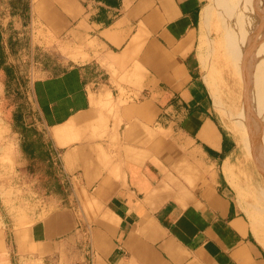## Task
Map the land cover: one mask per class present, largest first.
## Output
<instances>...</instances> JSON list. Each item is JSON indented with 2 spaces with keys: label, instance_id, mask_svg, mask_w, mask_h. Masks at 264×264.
I'll return each mask as SVG.
<instances>
[{
  "label": "crops",
  "instance_id": "obj_1",
  "mask_svg": "<svg viewBox=\"0 0 264 264\" xmlns=\"http://www.w3.org/2000/svg\"><path fill=\"white\" fill-rule=\"evenodd\" d=\"M25 1L30 119L65 196L7 201L0 264H264L206 77L210 0Z\"/></svg>",
  "mask_w": 264,
  "mask_h": 264
},
{
  "label": "rangeland",
  "instance_id": "obj_2",
  "mask_svg": "<svg viewBox=\"0 0 264 264\" xmlns=\"http://www.w3.org/2000/svg\"><path fill=\"white\" fill-rule=\"evenodd\" d=\"M231 2L232 0H210L206 8V26L211 19V38L215 48L214 69L211 70L208 65L206 77L218 110L240 140V151L235 157V164L238 166L236 174L239 178H235V183L238 185L242 204L264 243V61H259L263 65L256 70L259 62H256L257 59L253 60L254 54L249 53L253 51L249 49L245 53L243 45L239 48L241 42H238L239 35H236L233 18L234 12L236 16L238 12ZM28 12L25 0H0V31L6 48L7 64L18 75L25 77V81L19 85L21 95L16 81L11 80L7 84L8 77L0 68V135L7 133L6 131H10L11 135L9 140L0 141V214L6 219L8 200L11 202L19 198L22 205H29L40 200L45 203L54 198L47 191L45 170L38 169L42 164L38 161L31 162L20 151L21 134L13 125L14 112L19 103H27L29 118L33 111L30 89L32 50L29 51V45L26 44L28 40L23 42V39L22 43L14 38L15 34H19V28H16L17 14L21 13L26 18L24 13ZM263 19L264 16L261 21ZM20 34L24 32L21 31ZM228 48L230 59L226 56ZM231 51L235 53L232 56L235 57L234 61L231 59ZM14 148L17 149L16 155L7 156ZM42 264L56 263L50 261Z\"/></svg>",
  "mask_w": 264,
  "mask_h": 264
},
{
  "label": "trees",
  "instance_id": "obj_3",
  "mask_svg": "<svg viewBox=\"0 0 264 264\" xmlns=\"http://www.w3.org/2000/svg\"><path fill=\"white\" fill-rule=\"evenodd\" d=\"M3 36L0 31V68L8 77L7 84L11 80L17 83V90L22 94L20 83L25 81V77L18 75L16 71L12 70L7 64L6 48L3 44ZM30 112L27 103H19L14 112V127L21 134L20 151L23 155L32 161H38L42 165L38 167L39 171L45 170L47 176V191L58 198H63L65 192L58 176L57 167L54 164L51 156V145L44 140L43 135L29 118Z\"/></svg>",
  "mask_w": 264,
  "mask_h": 264
},
{
  "label": "bare ground",
  "instance_id": "obj_4",
  "mask_svg": "<svg viewBox=\"0 0 264 264\" xmlns=\"http://www.w3.org/2000/svg\"><path fill=\"white\" fill-rule=\"evenodd\" d=\"M231 3L233 6H236V12H238V16H236L234 12L233 18L236 23V35L237 36L239 35L238 42H241L239 44V48L241 47V45H243L242 47L246 49L245 53H248L247 51H249V49L250 51H253L249 53L255 55V58H253V60L257 59L256 61L257 63L260 60L264 61V57H263L264 56V19L261 21V17L264 16V0H232ZM207 18H208V10L205 9L203 15V21L205 25L207 24ZM231 48H233V46ZM226 52H227L226 55L227 58L230 59L229 57L230 48H228ZM233 52L231 53V59L234 61L235 57L232 56L235 53ZM262 65L263 64L259 62L256 65L255 69L257 70L258 67L262 68ZM206 70H207L206 72H208L207 66H206ZM259 77L260 76L258 75V78ZM254 78L256 79V76H254ZM233 128L236 129V127Z\"/></svg>",
  "mask_w": 264,
  "mask_h": 264
}]
</instances>
